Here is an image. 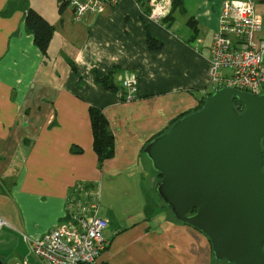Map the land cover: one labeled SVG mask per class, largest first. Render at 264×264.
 <instances>
[{
	"label": "crops",
	"instance_id": "obj_1",
	"mask_svg": "<svg viewBox=\"0 0 264 264\" xmlns=\"http://www.w3.org/2000/svg\"><path fill=\"white\" fill-rule=\"evenodd\" d=\"M116 1L76 21L62 0H0V258L10 264H30L31 243L64 221L80 183L97 186L109 223L101 264H216L208 238L156 197L144 149L214 91L223 0H171L162 20L153 0ZM251 1L264 20V0ZM31 8L54 27L46 55L25 25ZM131 76L137 99L124 102ZM106 77L112 87L98 83ZM92 108L107 118L111 158L94 149Z\"/></svg>",
	"mask_w": 264,
	"mask_h": 264
},
{
	"label": "water",
	"instance_id": "obj_2",
	"mask_svg": "<svg viewBox=\"0 0 264 264\" xmlns=\"http://www.w3.org/2000/svg\"><path fill=\"white\" fill-rule=\"evenodd\" d=\"M263 143L264 92L223 87L144 149L162 177L157 198L175 222L208 238L217 262L264 264Z\"/></svg>",
	"mask_w": 264,
	"mask_h": 264
},
{
	"label": "built area",
	"instance_id": "obj_3",
	"mask_svg": "<svg viewBox=\"0 0 264 264\" xmlns=\"http://www.w3.org/2000/svg\"><path fill=\"white\" fill-rule=\"evenodd\" d=\"M73 8L76 21L88 15L104 13L116 0H62ZM151 18H167L171 0H153ZM264 20L251 0H223L220 29L210 48V79L217 88H234L250 94L264 90ZM138 79L126 77L119 96L124 102L137 99ZM213 91V92H214ZM244 110V109H243ZM100 192L96 185L79 184L73 190L67 215L50 233L34 241L30 252L41 264H101L100 258L109 246L106 231L109 223L99 215ZM4 221L0 220V227Z\"/></svg>",
	"mask_w": 264,
	"mask_h": 264
},
{
	"label": "trees",
	"instance_id": "obj_4",
	"mask_svg": "<svg viewBox=\"0 0 264 264\" xmlns=\"http://www.w3.org/2000/svg\"><path fill=\"white\" fill-rule=\"evenodd\" d=\"M62 7H63V4H62ZM25 25H26L27 30L34 35L35 42L38 45V47L41 49L44 55H46L49 45L51 43L53 34H54V27L44 17H42L37 11H35L32 8L29 9L25 15ZM154 40L155 39L153 37H149L150 48L151 46L153 47L154 45H156V44L154 45L152 44L154 43ZM97 81L100 85L104 87H112L110 85L111 83L108 77L104 79H97ZM205 102L206 100L196 111L200 110L205 105ZM233 105L239 114L243 112V107L239 101H237L236 99H233ZM91 121H92L93 135H94V149L96 153L102 160L111 158L113 155L114 137L108 131V122H107L106 116L102 113L101 110L92 108L91 109ZM73 151L77 152L78 149L74 147ZM161 178L162 177L160 176V179ZM166 208L170 211V209L167 206Z\"/></svg>",
	"mask_w": 264,
	"mask_h": 264
},
{
	"label": "rangeland",
	"instance_id": "obj_5",
	"mask_svg": "<svg viewBox=\"0 0 264 264\" xmlns=\"http://www.w3.org/2000/svg\"><path fill=\"white\" fill-rule=\"evenodd\" d=\"M63 4V3H62ZM58 47H61V49H62V44H60ZM62 60V52H60V53H58V58H57V61L59 62V61H61ZM264 92V90L262 91V93ZM151 174H152V179L155 181V182H157V181H159L160 180V176L159 175H157V174H155V173H153V172H151ZM105 190V192H106V188L104 189ZM157 197V196H156ZM103 206H105V203H106V201L104 200V197H103ZM108 203V202H107ZM4 255H5V258H4V262L6 263L10 258H11V256H12V254L11 255H8V254H6L5 252H4ZM26 258H29L30 259V264H41L37 259H36V257L34 256V255H32L31 254V257H30V255H29V257L27 256ZM215 262H216V264H228V263H220V262H217L216 260H215ZM7 264H10L9 262H7Z\"/></svg>",
	"mask_w": 264,
	"mask_h": 264
}]
</instances>
